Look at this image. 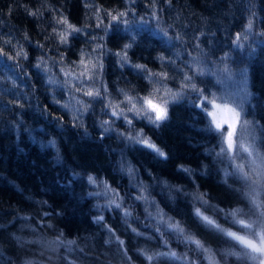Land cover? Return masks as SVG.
Returning <instances> with one entry per match:
<instances>
[{"label": "trees", "instance_id": "16d2710c", "mask_svg": "<svg viewBox=\"0 0 264 264\" xmlns=\"http://www.w3.org/2000/svg\"><path fill=\"white\" fill-rule=\"evenodd\" d=\"M118 13L125 15L113 20ZM62 16L81 29L67 44L54 33L64 30ZM124 45H131L126 61L116 55ZM0 47L7 53L0 56V264H149L140 250L187 253L208 264L165 231L157 209L211 248L219 264H258L223 256L238 249L194 210L232 231L238 225L225 217L229 210L243 209L248 216L241 218L253 220L264 211L247 196L255 189L264 205V170L257 169H264V0H0ZM21 48L26 58L16 57ZM82 53L89 68L102 65L92 80L77 79ZM150 73L168 79L161 84ZM185 75L205 95L231 96L223 82L240 84L242 120L251 123L239 125L236 137L257 156L218 155L221 138L194 106L195 93L169 97L159 127L132 119L120 103L125 93L144 96L153 88L180 93ZM118 103L131 126L112 115ZM137 133L166 158L126 138ZM105 185L118 198L105 194ZM200 194L208 204L196 199ZM114 198L121 207L110 203ZM152 264L182 262L161 257Z\"/></svg>", "mask_w": 264, "mask_h": 264}, {"label": "snow or ice", "instance_id": "6c2138e0", "mask_svg": "<svg viewBox=\"0 0 264 264\" xmlns=\"http://www.w3.org/2000/svg\"><path fill=\"white\" fill-rule=\"evenodd\" d=\"M30 14L36 15L35 12ZM123 15H125V13H118L113 15L112 19L119 20ZM57 24L65 26L64 30L58 33L54 29V33L59 37V40L62 44H67L69 36L81 31V29L69 23L67 17L62 16L57 20ZM248 27H252L251 22H249ZM239 38L240 34H237V40ZM3 43L11 45V40H4ZM130 46L131 45H124L125 51L118 52L116 55L121 56V58L126 61V49ZM6 55L7 53H5L3 48L0 47V56ZM26 56L27 54L22 48L16 52V57L26 58ZM41 60H43V57H41ZM89 63L90 61H85L84 54L82 53L80 64L84 66V71L79 77H77V79L82 80V78H86L87 80H92L94 79V75L92 73L99 67H102V65L91 63V68H89ZM36 66L40 67V64H37ZM133 67L143 72H148L146 66L134 65ZM200 74L203 73L201 72ZM65 75L71 76L73 73L66 72ZM149 75L150 78L159 77L157 82L161 84H163V82L168 79L166 73H150ZM193 78L194 77L190 75L184 76V82L181 85L180 93H172L171 89H167L166 87L163 90L161 88H153L152 91L144 96H129L125 93L124 100L120 103L127 106V112L132 113V119L146 120L149 124L159 127L160 123L165 121L168 117V105L170 103L169 97H171V100L174 101L184 92L195 93L199 103L194 102V106L198 108L203 114L204 119L207 121V127L209 131L218 134V136L221 138V148L218 155L232 153L234 151H243L251 155L253 151L252 146L249 145L246 147L243 143L238 142L236 137L238 125L246 126L251 123L250 121L242 120V106L236 105L234 107L225 98L217 97L212 93L205 95L204 90L197 88L196 84L191 83ZM77 91H82L85 96L92 98H96L101 95L99 90H93L91 88L86 90L80 88L77 89ZM218 100L221 102L218 103ZM120 103L115 105L112 115L118 119L123 118L125 123L131 126L132 119L128 118L127 113L123 108L120 107ZM86 107L87 106H85V109ZM116 109H119V111ZM224 113H228L230 118L225 119L223 115ZM104 123L107 124L109 122L105 121ZM126 138L131 140L133 143L140 144L153 151L157 156L166 158V154L157 145L152 143L150 139L144 138L142 133H137L135 136H128ZM242 167L243 166L238 165L237 170L239 171L242 169ZM182 170L185 172L191 171L190 169L186 168H183ZM128 172L130 175H132L134 174V169L129 167ZM242 175L245 177V179L248 178L247 173H242ZM88 181L91 184H97V179L93 176H89ZM138 187L142 193L146 190V186L143 184L138 185ZM109 191L112 192L114 197L118 198V193H116L115 190H110L108 186L105 185V194H108ZM247 196L254 208L259 209L264 207V205H262L259 200V193L256 192L255 189L247 193ZM135 199L147 201L148 198L145 195H139L135 197ZM196 199L199 200L202 205L208 204V201L203 199V194L197 196ZM110 203L115 204L117 208L121 207V205L116 202L115 198L111 199ZM252 214L255 215V213ZM125 215H130V213L125 212ZM165 215L166 214H164L161 210L157 209L156 216L159 223L164 226L165 231L171 230L177 235L178 239L187 243L190 251L196 253L198 256H203V258L208 261V264H219V261L216 259V254L211 248L206 247L205 243L196 238L194 235L186 233L180 222H172V218L170 217L166 220ZM194 215L200 219L204 225L211 227L223 238H225V242L229 243L232 249H238L232 251H222L221 254L223 256H233L238 261L252 260L257 261L258 264H264V211L260 212L257 216V219L255 220L251 219L250 216L248 219L241 218L248 216V214L244 213L243 209L237 208L226 212L225 217L229 218L233 225H238V229L236 231L222 227L216 220L204 215L201 211V208H196L194 210ZM97 219L102 220L103 217H98ZM133 231H135V229H133ZM157 231H159V228H157ZM68 243L71 244L74 243V241H69ZM120 243L123 244V241ZM164 243L167 244V241ZM140 252L142 255H144L145 259L149 261V264H152L153 261L158 260L161 257L179 260L182 262V264H198V261L193 260L187 255V253L178 255L176 252L169 250L168 252H159L149 255L144 250H140ZM28 264H30V262H28Z\"/></svg>", "mask_w": 264, "mask_h": 264}, {"label": "rangeland", "instance_id": "374dc122", "mask_svg": "<svg viewBox=\"0 0 264 264\" xmlns=\"http://www.w3.org/2000/svg\"><path fill=\"white\" fill-rule=\"evenodd\" d=\"M223 87H229L230 89H224V90H226V91H228V90H234V93H233V95H231V96H223V98H225L226 100H228L231 104H232V106H236V105H240V101H241V99L243 98V96H244V94L242 95V98L240 97V91L239 90H241V86H240V84H238V83H232L231 85H229L227 82H223ZM223 90V89H222ZM217 97H219V96H217ZM218 103L219 102H221V101H217ZM239 110V109H238ZM224 115V118L225 119H227V118H230L229 117V114L228 113H224L223 114ZM238 127H239V125L237 126V129H238ZM249 132V131H248ZM242 136V135H241ZM244 137L245 136H242L241 138L242 139H244ZM245 139H248V138H245ZM241 142L240 143H243L246 147L247 146H249L248 144H246V143H248V142H245V141H242V140H240ZM252 146V145H251ZM252 149H253V151H252V154L251 155H249L248 153H246V154H248L250 157H252V156H257V153H254V151H256L255 150V148L252 146ZM243 152V151H242ZM249 168L250 169H256L257 168V166L255 165V164H253V163H250L249 164ZM259 171L260 170H264L263 169V167L262 168H257ZM261 177H263V175L261 176Z\"/></svg>", "mask_w": 264, "mask_h": 264}]
</instances>
